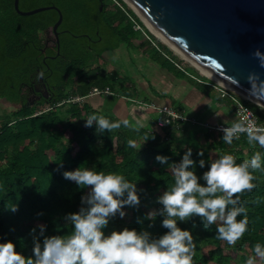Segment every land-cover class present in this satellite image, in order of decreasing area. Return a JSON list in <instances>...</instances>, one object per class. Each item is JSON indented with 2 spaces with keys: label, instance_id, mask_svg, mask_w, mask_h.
<instances>
[{
  "label": "trees",
  "instance_id": "16d2710c",
  "mask_svg": "<svg viewBox=\"0 0 264 264\" xmlns=\"http://www.w3.org/2000/svg\"><path fill=\"white\" fill-rule=\"evenodd\" d=\"M117 1V12L107 16L105 0H20L23 10L55 4L64 14L60 29L74 33L71 27L77 23H90L93 36L98 37L99 44H102L93 51L87 41H78L85 35L63 31L58 53V45L47 46L42 36V32L59 19L56 9L22 15L15 8V0H0V96L15 108L0 127V239L13 240L17 251H22L25 256L32 254L34 242L30 230L38 222L47 225L45 235L48 236L67 235L72 231L74 226L66 216L80 210L82 197L88 194L91 186L81 188L76 182L65 179L63 172L82 165L97 171H119L137 183L140 203L124 206L126 215L129 214L127 223H124L126 215L121 217L117 213L111 217L105 228L106 234L128 227L148 231L157 238L168 231L162 223L166 213L159 197L173 182L174 173L170 165L178 164L187 150L169 142L165 145L171 135L169 129L173 127L157 126L152 130L121 124L119 128L100 133L101 143H98L95 123L86 127L84 118L95 112L110 120L121 119L101 113L88 101H68L77 95H89L94 87L118 89L125 80L117 72L109 73L100 65L93 67V63L122 43L132 45V38L142 30L154 37L124 0ZM64 22L68 24L65 28ZM136 25L140 28L137 29ZM158 45L187 67L186 58L164 42ZM150 46L157 57L164 56L157 47ZM167 61L186 74L168 58ZM50 70L57 85V97L49 102L51 108L38 112L39 107L46 103L30 105L26 101L24 87L36 78L37 72L50 73ZM201 79L208 80L205 76ZM205 82L200 84L203 86ZM246 103L264 123V108L251 100H246ZM207 135L205 146L192 148L196 164L189 166L195 169L201 184H206L202 176L211 162L225 153L232 154L240 163L260 151L264 161V148L250 142L246 133L234 138L231 144L223 140L222 133L208 131ZM129 139L137 141L135 147L128 145ZM201 149L203 156L198 155ZM158 153L169 156V161L165 164L157 161ZM214 153H217L215 158ZM201 159L205 161L203 167L199 164ZM253 171L256 187L236 194L241 196L239 203L248 210L249 229L234 244L219 238L217 224L222 221L217 220L205 228L201 218L195 214L186 220H178L179 226L193 232L196 244L194 264H245L248 256L254 255V245L257 242L264 244V167ZM15 204L18 210L12 211L10 207ZM41 212L43 215H38ZM150 212L155 215L149 217ZM243 215L245 213L237 218ZM205 247L209 249L205 250ZM259 264H264V259Z\"/></svg>",
  "mask_w": 264,
  "mask_h": 264
},
{
  "label": "clouds",
  "instance_id": "9594fccd",
  "mask_svg": "<svg viewBox=\"0 0 264 264\" xmlns=\"http://www.w3.org/2000/svg\"><path fill=\"white\" fill-rule=\"evenodd\" d=\"M254 56L260 66L264 67V51L259 47ZM248 80L251 95L264 96V79L253 71ZM85 119V126L104 133L121 124L131 126L127 119L110 120L95 112ZM251 125V121L249 122ZM246 132L250 142H256L264 148V126H247L234 123L223 128V140L231 144L236 132ZM128 145L135 147L137 141L129 139ZM141 147V146H140ZM192 147H187L182 160L170 165L174 178L169 189L160 197L166 218L163 225L168 229L163 235L153 238L148 231H137L125 227L106 234L105 228L110 218L117 213L126 215L125 205H138L141 197L137 183L126 178L119 171H97L95 168L80 166L74 170H65V179H70L81 188L90 187L88 194L82 197V205L77 212L68 213L66 219L73 225L67 235H45L47 225L39 223L30 230L33 238L32 254L25 256L17 251L16 243L9 239H0V264H194L196 244L191 229L182 228L178 220L183 221L198 215L205 228L217 220V234L221 240L234 244L249 229L247 208L240 204L241 196L236 195L256 187L254 171L264 167L260 151L250 159L237 163L232 154L225 153L211 162L203 173L206 184L199 183L200 177L194 168L196 161L192 158ZM203 149L198 155L203 156ZM170 157L158 153L156 160L165 164ZM201 167L205 161H199ZM239 205V206H237ZM18 210V205L10 207ZM241 213H245L241 218ZM43 215V213H38ZM155 213H148L154 216ZM41 237L43 239H41ZM254 255L248 256L245 264H257V259H264V244L257 242Z\"/></svg>",
  "mask_w": 264,
  "mask_h": 264
},
{
  "label": "water",
  "instance_id": "95a60500",
  "mask_svg": "<svg viewBox=\"0 0 264 264\" xmlns=\"http://www.w3.org/2000/svg\"><path fill=\"white\" fill-rule=\"evenodd\" d=\"M124 1L131 6L128 0ZM130 1L174 46L220 81L264 108V96H254L248 91L251 87L248 80L250 73L258 72L264 79V67L254 56L258 47L264 51V0ZM14 4L22 15L49 9L59 12V19L52 29L60 53L59 27L64 20L62 10L54 4L29 10L20 8V0H15ZM131 8L155 35L138 11L133 6ZM163 42L192 62L185 54ZM205 76L224 85L208 74Z\"/></svg>",
  "mask_w": 264,
  "mask_h": 264
},
{
  "label": "crops",
  "instance_id": "0c3cea01",
  "mask_svg": "<svg viewBox=\"0 0 264 264\" xmlns=\"http://www.w3.org/2000/svg\"><path fill=\"white\" fill-rule=\"evenodd\" d=\"M126 44L137 47L138 53L134 52L136 61L129 58L131 53L128 50L127 54L126 51L119 50L121 45L116 49V53L115 50L107 53H110L114 59L117 56L125 58L127 65L125 67L130 68L131 62L137 63V66L133 65L132 76L123 70L120 74L116 68L108 71L117 72L125 81L116 90L107 89V93L85 97L93 108L121 120L127 119L131 127H145L152 130L157 127V111L150 104L179 107L187 116L201 123L212 125L237 123L234 105H230L228 98L222 97L214 85L205 82L202 86L200 82L173 68L165 56L157 57L146 49V46L139 50L134 42L132 45ZM2 102L13 106L10 101L0 96V108ZM10 113L12 112L5 111L4 116ZM2 115L0 109V119ZM169 131L171 135L165 145L169 142L182 149L187 147L198 149L207 144L208 130L202 124L188 121L179 128H170Z\"/></svg>",
  "mask_w": 264,
  "mask_h": 264
},
{
  "label": "built area",
  "instance_id": "2783aa9c",
  "mask_svg": "<svg viewBox=\"0 0 264 264\" xmlns=\"http://www.w3.org/2000/svg\"><path fill=\"white\" fill-rule=\"evenodd\" d=\"M153 43L155 44V47H157L159 49V51H161L162 54L166 58H168L170 61H172L179 69L184 71L187 75L195 78L196 80H198L200 82H205L200 77L195 76L187 67L182 66L177 60H175L167 52L160 49V47L157 43H155V42H153ZM214 82H207V83L214 85L220 91V94L222 97H226V98L231 100V102L234 105V110H235V113H236V116H237L239 123H241L245 127H247V126H253V127L264 126V123H262L259 120V117L256 114V112L253 110V108H251V106L248 103H246V100H249L247 97L240 94L239 92H237L233 88H230V87L225 86V85H221L217 82L214 83ZM107 92H108L107 89L103 90V89H100L98 87H94L89 95H93V94H97V93H107ZM87 96L88 95H86V96L77 95V96L72 97L68 101H83L85 99V97H87ZM150 105L153 106L157 111L156 125L158 127H161V128H166V127L179 128L183 125V123L188 122V121H192L195 123L202 124L204 127H206V129L208 131L224 134L223 128L230 127L233 125V124H224V123L217 124V125H212L209 123H201L200 121H197L196 119H193V118H190L189 116H187L186 113L179 107H176L173 105H155V104H150ZM49 108H51V107H49ZM49 108H47V109H49ZM250 121H251V125L249 123ZM244 133H246V132H243V131L236 132L234 134V138H240L242 136V134H244Z\"/></svg>",
  "mask_w": 264,
  "mask_h": 264
},
{
  "label": "rangeland",
  "instance_id": "374dc122",
  "mask_svg": "<svg viewBox=\"0 0 264 264\" xmlns=\"http://www.w3.org/2000/svg\"><path fill=\"white\" fill-rule=\"evenodd\" d=\"M105 4L107 6V12H106V15L108 16L109 14H112V13H115L117 12V9H118V5H119V2L117 0H105ZM128 8H131V6L128 5ZM132 9V8H131ZM82 16V14H81ZM68 24L67 22H64L63 24V28L67 27ZM137 29L140 28L139 25H136ZM72 30L74 31V33L77 35V36H80V35H87V34H92L94 35L93 33V26L89 23V24H85L83 23V21H81L80 23H77L76 25H74L73 27H71ZM153 34V33H152ZM154 35V34H153ZM42 36L45 38V39H49V42H50V45H53L54 41H55V34L53 32V29L52 27H49L45 32H42ZM78 41L79 42H86L87 41V38L85 36H80L78 38ZM132 41L135 43V45H137L139 47V50L140 48H143V46H146V49H148L150 52L154 53V50L153 48L150 46V45H153L155 46V43L159 44L162 41V39L160 37H157L154 35V37H150L149 35H147V33L142 30V33L139 34L138 36H135L132 38ZM150 43V44H149ZM123 45V46H122ZM126 45V46H125ZM102 46V44L100 43L97 48H100ZM96 48V49H97ZM121 52H125L126 51V54H127V50L129 51V53H131V56L129 57L132 61H136V56L134 55V52H137L138 53V50H137V47H133V46H130L126 43H123L121 44L120 46V49H119ZM119 51V52H120ZM117 51L115 50L114 53H116ZM176 52V51H175ZM177 53V52H176ZM179 54V53H178ZM117 55V54H116ZM180 55V54H179ZM187 67L190 69V71L193 72V74L197 77H200L202 78L203 76H205V74L197 67L195 66L192 62H190L189 60H187ZM137 63L135 62H131L129 64L130 68L128 67H125L127 66L126 65V61H125V58H120L119 56H117L115 59L111 57L110 53H107L105 52L102 56V58H99L98 60H96L94 63H93V67L97 66V65H100L103 69L107 70V71H111L112 69L116 68L118 69V72L121 74L122 73V70L123 71H127V73L132 76V71H133V65L135 66ZM137 66V65H136ZM136 68V67H135ZM207 77V76H205ZM193 78V77H192ZM195 79V78H194ZM207 82H211L213 80H211L209 77H207ZM214 82V81H213ZM98 97V96H97ZM95 96V98H97ZM83 101H87L86 99H84ZM51 106V104L49 103H46L45 105H43L42 107H39L38 109V112H40L41 110H44V109H47ZM2 110V116H1V119H0V127L2 125V122L3 120L5 119V116H4V113L5 111H14V107L13 106H10L8 105L7 103H4L2 102V105H1V108ZM238 122V121H237ZM98 143H101V136H100V133H98ZM217 153H214L213 154V158H215L217 155ZM129 221V214L126 215V221L124 223H127ZM40 222H38L39 224ZM124 226V225H122ZM209 249V247H205V250ZM261 263V259H257V264Z\"/></svg>",
  "mask_w": 264,
  "mask_h": 264
},
{
  "label": "flooded vegetation",
  "instance_id": "af4514ba",
  "mask_svg": "<svg viewBox=\"0 0 264 264\" xmlns=\"http://www.w3.org/2000/svg\"><path fill=\"white\" fill-rule=\"evenodd\" d=\"M50 5H53V4H50ZM40 6H43V5H40ZM63 31L71 32L69 29H60L59 27L60 37ZM85 37L87 38L88 46L91 48V50L95 51V49L99 45V42H98L99 38L94 37L92 34H87L85 35ZM46 42H47V46H50L49 39H46ZM56 44H57V41L55 39L53 45H56ZM60 50H61V46H60ZM49 56L52 57L55 55H49ZM52 72L53 71L51 70H50V73L37 72L36 78H34L30 84L24 87L25 89L24 92L26 93V101L30 105L34 106V105H39L41 103H49L53 101L54 99H56L57 85H56L55 79L53 78Z\"/></svg>",
  "mask_w": 264,
  "mask_h": 264
},
{
  "label": "bare ground",
  "instance_id": "6f19581e",
  "mask_svg": "<svg viewBox=\"0 0 264 264\" xmlns=\"http://www.w3.org/2000/svg\"><path fill=\"white\" fill-rule=\"evenodd\" d=\"M129 4L131 6H133L138 13L142 16V18L145 20V22L148 24V26L151 28V30L155 33V35H157L158 37H160L163 41H166L167 43H169L173 48H175L176 50L182 52L180 49H178L176 46H174L148 19L147 17L130 1ZM183 54H185L184 52H182ZM186 55V54H185ZM195 66H197L201 71H203V73L210 75L211 77L217 79L218 81H220L218 78H216L213 74H211L209 71H207L205 68H203L201 65H199L197 62H195L193 59H191L188 55H186ZM221 83H223L224 85L230 87L229 85L225 84L224 82L220 81ZM232 88V87H230Z\"/></svg>",
  "mask_w": 264,
  "mask_h": 264
}]
</instances>
